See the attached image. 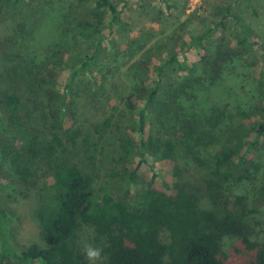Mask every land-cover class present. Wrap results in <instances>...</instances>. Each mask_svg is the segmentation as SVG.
<instances>
[{
    "label": "trees",
    "instance_id": "trees-1",
    "mask_svg": "<svg viewBox=\"0 0 264 264\" xmlns=\"http://www.w3.org/2000/svg\"><path fill=\"white\" fill-rule=\"evenodd\" d=\"M124 2L77 0L79 15L73 13L62 29L68 36L64 42L51 38L46 58L71 64L63 87L57 88L63 69L40 67L28 57L8 68L11 80L2 77L0 139L17 144L12 159L23 158L27 175L32 164L44 160L49 178L37 214L47 243L13 247L10 218L0 206V264H88L81 253L88 229L105 264H229L226 238L241 241L251 253L250 264H264L260 222L251 219L264 208V182L252 206L246 194L233 192L257 178L264 142V45L235 7L242 2L259 15L253 0L217 4L198 30L188 32V20H178L179 28L158 38L157 48L156 33L153 40L144 31L141 40L132 34L131 0ZM159 2L171 14L175 2ZM8 4L29 7L28 0H0V14ZM158 12L164 15L163 8ZM82 39L91 49L66 45ZM191 51L201 65L180 58ZM125 53L139 54L126 71L128 92L130 85L120 80L108 88L115 76H106L112 60ZM4 54L7 61L19 57ZM246 63L250 73L243 75L240 66ZM102 88L110 89L109 112L87 126V118L79 120L81 98L99 105ZM41 93L55 109L47 136L36 124L39 107H31ZM118 105L134 125L116 117ZM77 147L82 153L75 155ZM158 161L168 164L172 181L160 175ZM4 186L0 173V190Z\"/></svg>",
    "mask_w": 264,
    "mask_h": 264
},
{
    "label": "rangeland",
    "instance_id": "rangeland-1",
    "mask_svg": "<svg viewBox=\"0 0 264 264\" xmlns=\"http://www.w3.org/2000/svg\"><path fill=\"white\" fill-rule=\"evenodd\" d=\"M28 1V9L25 8V6L13 7L8 4L0 14V82L3 83L2 77L4 76L7 79H10L6 73L10 66H14L16 62H22L21 59L28 57L31 61H29V63H34L40 67L45 66L42 64L46 63L47 66L49 65V68L55 67L56 71L63 69L57 78V88L59 89L65 85L69 73L67 68L71 66V64H68L67 62L63 65L62 62L65 60L62 59H56V63L55 60L54 62H46V58L50 54L51 38L57 39L58 37L59 42H64L65 38L68 36L66 33L62 32V29H64V23L68 19L74 17L73 13L78 14L75 8L77 0H54V3H51L52 0ZM114 1L120 6L125 4V0ZM173 1L175 2V7L170 14L166 11L159 0H131L127 7V12L129 20L133 23L132 34L139 37L140 32L144 31L146 34L145 38H152L151 40H153L151 34L156 33L157 38L155 37L153 42H155L154 45L157 46L153 48H157L160 43L158 38L166 32L174 31V29L176 30V28H179V25L177 27L178 20H180V22L188 20V23L186 24V31L188 32L201 29L205 23H209L211 20L214 7L226 0ZM253 5L259 12V15H254L252 9L246 7L245 3L237 2L235 7L236 10L240 12L258 32L259 44L264 45V0H253ZM44 7H47L50 18L45 16L46 11ZM161 8L164 10V15H161L158 12ZM183 9H185L184 13H182ZM54 29L55 31H53ZM47 31L50 32L48 33ZM139 40H141V38ZM66 45H68L69 48H75L74 50L77 51L91 49V45L87 40L83 39L80 43L70 41L68 44L66 43ZM120 45L122 47L121 49L125 47L122 44ZM132 47L138 48V43L133 44ZM156 51L157 49L155 52ZM5 52L10 55L18 54L19 57L12 61H7L6 54H4ZM138 56L139 54L137 55L136 53L133 56L134 58H129V55L125 53L119 54L116 59L112 60L114 65L110 68L106 76L108 79L110 72L115 76V79L111 80V83L110 81L107 83L108 88H110L112 82L120 80V83L122 82L121 84L126 85V87L130 85L129 88L127 87L128 90L126 89V91L128 92L130 90L132 83L131 80L127 78L126 71L131 62L138 58ZM180 58L194 61L198 63L197 65L202 64L199 62L200 56L196 51L180 53ZM240 67L243 75L250 73L247 63ZM101 90L103 92H99L98 95L101 96L97 99V101H100L99 105H94L91 101V105L87 104L86 101L81 98L83 101H81L80 105L79 120L80 122H84L87 118V126H89L92 121L94 122L98 117H103L105 113L109 112V108L107 107V96L110 94V89L107 90L102 88ZM78 92L82 93V90L79 89ZM231 92L233 94L235 93V98H232L234 102L237 99V93L235 89ZM53 94H55V92H51L50 95ZM111 95H113V101L116 100V102H118V98L120 97L119 93L113 90ZM105 102L106 105H104ZM35 106L39 107L38 110L35 109L38 116L37 118H39L37 119L36 124H38L41 130H43V133L41 134L45 133L47 136V133L51 129V123L55 121V109H52L51 101H48L46 94L43 93L38 97V100L36 99V103H31L32 108ZM116 113V117L121 121H126V125L129 122L133 125L135 124L134 118L127 116V111L125 110L124 105H118ZM66 125L69 126L70 123L66 122ZM16 145L17 144L13 145L6 138L0 139V173L3 182L5 183L3 189L0 190V206L10 218L8 234L13 247L17 250H21L33 243L40 245H45L47 243L46 236L40 226L37 214L40 205V197L42 192H44V183L47 182L46 180L49 178V168L45 165L44 160H41L32 164V167H30L32 175H27L22 169L25 164L23 158L18 157L17 162H14L12 159L14 155L12 152L14 148H12V146ZM72 152L76 155L77 152L81 151L80 148L77 147ZM259 154L261 155L259 159V169L255 171L257 178L246 181L243 184H238L233 190L235 194H246L248 197L247 202L250 206L254 205L258 195V188L264 182V142ZM14 156H16V154ZM156 168L163 178L169 181L173 180L171 170L166 162L158 161L156 163ZM100 173L102 177H105L102 172ZM256 206H258V204H256ZM260 210L262 211L252 213L251 219L252 221L260 222V224L256 226V229L261 236H264V208ZM83 242H87L96 247L100 246L97 241H95L90 229L85 231ZM224 250L227 254L229 264H250L249 262L252 259L251 253L244 249V245L240 240L226 238L224 241ZM104 259L105 258L102 256L101 259L97 261V264H105Z\"/></svg>",
    "mask_w": 264,
    "mask_h": 264
},
{
    "label": "clouds",
    "instance_id": "clouds-1",
    "mask_svg": "<svg viewBox=\"0 0 264 264\" xmlns=\"http://www.w3.org/2000/svg\"><path fill=\"white\" fill-rule=\"evenodd\" d=\"M102 249L92 244L85 243L81 247V253L87 259L88 264H97L102 257Z\"/></svg>",
    "mask_w": 264,
    "mask_h": 264
}]
</instances>
